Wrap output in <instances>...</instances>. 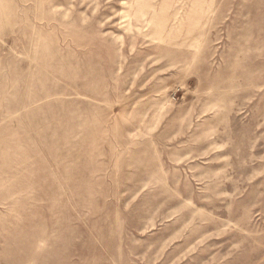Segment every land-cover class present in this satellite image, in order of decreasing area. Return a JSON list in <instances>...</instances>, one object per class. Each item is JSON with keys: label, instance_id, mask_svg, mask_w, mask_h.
<instances>
[{"label": "rangeland", "instance_id": "1", "mask_svg": "<svg viewBox=\"0 0 264 264\" xmlns=\"http://www.w3.org/2000/svg\"><path fill=\"white\" fill-rule=\"evenodd\" d=\"M0 264H264V0H0Z\"/></svg>", "mask_w": 264, "mask_h": 264}]
</instances>
